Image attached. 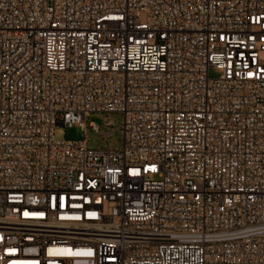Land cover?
Here are the masks:
<instances>
[{"label":"built area","instance_id":"2783aa9c","mask_svg":"<svg viewBox=\"0 0 264 264\" xmlns=\"http://www.w3.org/2000/svg\"><path fill=\"white\" fill-rule=\"evenodd\" d=\"M0 264H264V0H0Z\"/></svg>","mask_w":264,"mask_h":264},{"label":"rangeland","instance_id":"374dc122","mask_svg":"<svg viewBox=\"0 0 264 264\" xmlns=\"http://www.w3.org/2000/svg\"><path fill=\"white\" fill-rule=\"evenodd\" d=\"M210 75L215 77L218 75V72L211 71ZM95 122L101 131L111 130V126H107V121H113V127L116 128L114 134L110 137L104 138L101 132H97L90 126V122ZM123 115L118 112H109V113H94L87 119V129H82L79 126H62L56 129V137L61 139H82L87 135V143L89 146L94 148H120L123 143Z\"/></svg>","mask_w":264,"mask_h":264}]
</instances>
